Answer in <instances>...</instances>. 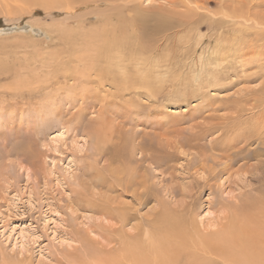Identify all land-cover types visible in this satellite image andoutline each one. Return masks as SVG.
I'll use <instances>...</instances> for the list:
<instances>
[{
    "label": "rangeland",
    "instance_id": "rangeland-1",
    "mask_svg": "<svg viewBox=\"0 0 264 264\" xmlns=\"http://www.w3.org/2000/svg\"><path fill=\"white\" fill-rule=\"evenodd\" d=\"M41 4L0 0V264H106L151 240L170 254V219L181 260L201 239L236 264L264 254V0H138L170 21L147 30L161 46L144 61L174 63L149 87L91 50L119 4Z\"/></svg>",
    "mask_w": 264,
    "mask_h": 264
},
{
    "label": "bare ground",
    "instance_id": "bare-ground-1",
    "mask_svg": "<svg viewBox=\"0 0 264 264\" xmlns=\"http://www.w3.org/2000/svg\"><path fill=\"white\" fill-rule=\"evenodd\" d=\"M1 1H3V0H1ZM40 1L42 2V4L44 3V5H46V6H50V7L54 6L55 7L56 5H59V6L62 5L66 9H71L72 7H75V6H73L74 3L80 5V4H84L87 1L99 2V4L100 3H108L110 5L119 4L118 5L119 7H117L116 9L111 8L112 10L110 12H108L106 15L104 14V17L102 18V20L105 21L104 23H106V22L112 23L115 20L118 22V25L114 26V24H113V27L109 26V25H108V28L103 27V29L105 28L104 31L99 32V34L102 35V37H99L100 40L95 41L96 43L99 42L100 44L96 45L97 47L95 46L94 43H92L93 45L92 44H88V45H92L91 50L93 52L96 51V53H97L96 57L97 58L100 59L101 55L103 56L104 60H100L103 63V64H101V68H103L101 70H104V71L108 70V72H110V74H112L111 76H120L122 83H125V85H130V84L133 85V84H135L134 82H138L142 86L144 85L146 87H149V84L152 85V83H153V81H152V79H153L152 78V72L153 71L157 72V69L164 68L165 72H166V70H170V68H171L170 66L174 64L173 61L170 60L172 57L168 56V55L167 56L170 57V59L165 58V59H168L167 63H162V61H161V64H160V62L156 60V63L152 64L150 61H148V62L144 61V57L146 54L154 52L155 48L158 50L159 47L161 46L160 43L157 42V40H154V39L149 40L148 39L150 35L147 32V30L150 29V27L155 26V28L150 29V30L152 32H155V33L160 32L165 26L170 25V23H169L170 21L167 22V20H157L156 19L157 21L150 25L148 20H146V18H148L146 16V13L143 14L142 11L136 10L137 5H135V3L138 2V0H66V1H64L63 4L60 3L63 0H40ZM39 4H40V2H39ZM110 7H112V6H110ZM188 15L189 14H187V16L184 15V19L189 18ZM124 16L126 18H124ZM235 23H236V21L234 22V24ZM232 24H233V21H232ZM100 27H102V26H100ZM100 29H102V28H100ZM100 29H98V30L100 31ZM234 31H232V32L234 33ZM96 35L97 34H93V33L91 34V36H93V37ZM98 36H96V37H98ZM131 37L135 38V39H140L137 42L138 45L134 46L135 48H133V46L131 45L132 44L131 43V41H132ZM142 42H146L147 44L143 43V45H142ZM85 55H88V53L86 52ZM87 58H88V56H87ZM97 58H96L95 62H94L95 58H93L92 63H94V64L98 63ZM89 62H91V61H89ZM141 68L145 69V70L141 71ZM200 69L201 70L203 69L202 64H201ZM104 71H102V72H104ZM105 73L106 72H104L103 74H105ZM158 73H160V70H158ZM101 76L99 78H101ZM111 76H110V78H111ZM156 76H157V74H156ZM114 81L115 80L113 79L112 82H114ZM151 81H152V83H151ZM100 82L101 81H99V83ZM125 85H124V87H125ZM157 85L159 86V84H157ZM122 87H123V85H122ZM129 87H131V85ZM115 90H117V88ZM155 92H157V90ZM253 124H254L253 125L254 129L257 128V130H260L261 128H264V115H262L261 118H259V119L256 118L253 121ZM98 142H102V141H100L98 139L97 143ZM169 222H170L169 225L171 227L169 230L166 231V234H167V232H170L171 233L170 235H172V236H168V234H167V237H166V235H165V237L163 236L164 238L162 237L163 239H161L159 243L161 245H164V243L166 241H169L170 242L169 245H171L173 248V249H171L170 254L169 253L166 254L164 251L159 252V253L152 251V250H155L154 247H152V246H155V245L157 246V244H155L156 242L153 240L150 241V246H149V248H151L152 250H150L147 247L148 249L145 251H143L142 248H144L146 246L141 245L140 243H137V242L134 244H129V243L124 244L123 243L118 248V250L115 251L116 255L111 257L109 259V261L106 262V264H236V262L234 263L235 259H231V257L233 256L232 254H231V256H229L230 254H227L226 252H225V255L219 253L218 250H220L222 248L219 246L222 245V243H220V242L218 243V241L220 240L218 238H217L218 241H216V243L215 244L213 243L212 245H209L210 242H208L209 243L208 244L207 241H205L201 238H200L201 240H198L199 243H196L195 241H194L195 243L192 242L191 245L188 243L190 246H186V250H188L189 253L183 258L184 260H181V257H179V256H181V254H180L181 249H179L180 248L179 246L182 245V243L179 245L178 241L175 240V242H173V240L170 239V237L173 238V236L176 235L174 228L177 224H176L175 220H172V219H170ZM231 233H232V230L229 229L226 233L222 234L220 238L222 239L225 236L224 239L226 241V239L228 238V236ZM176 237H178V236H176ZM165 238H168V239H165ZM222 241H224V240H222ZM222 246L224 248V245H222ZM155 248H157V247H155ZM262 248H264V246H262ZM232 251H233V249H232ZM235 252H236V250H235ZM239 252H241V251H239ZM262 252L263 251H260L259 248H258V250L256 248H253V249L251 248L249 251L247 250V252H245L244 255H242L243 256L242 258H244L243 260H246V262H245L246 264H264V254ZM237 259H239V256ZM240 261L241 260H239V262ZM237 264H238V262H237Z\"/></svg>",
    "mask_w": 264,
    "mask_h": 264
}]
</instances>
